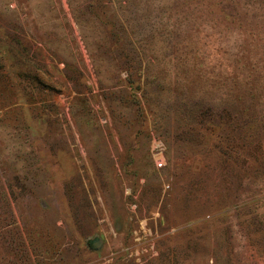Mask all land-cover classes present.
<instances>
[{
    "label": "rangeland",
    "instance_id": "374dc122",
    "mask_svg": "<svg viewBox=\"0 0 264 264\" xmlns=\"http://www.w3.org/2000/svg\"><path fill=\"white\" fill-rule=\"evenodd\" d=\"M0 264H264V1L0 0Z\"/></svg>",
    "mask_w": 264,
    "mask_h": 264
},
{
    "label": "trees",
    "instance_id": "16d2710c",
    "mask_svg": "<svg viewBox=\"0 0 264 264\" xmlns=\"http://www.w3.org/2000/svg\"><path fill=\"white\" fill-rule=\"evenodd\" d=\"M261 1H264V0H261Z\"/></svg>",
    "mask_w": 264,
    "mask_h": 264
}]
</instances>
